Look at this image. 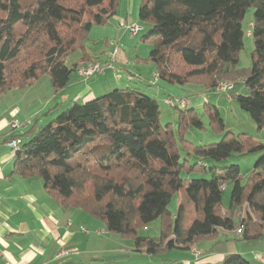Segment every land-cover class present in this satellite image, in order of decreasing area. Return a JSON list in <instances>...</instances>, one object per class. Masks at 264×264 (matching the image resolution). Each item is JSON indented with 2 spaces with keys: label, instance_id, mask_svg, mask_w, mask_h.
Segmentation results:
<instances>
[{
  "label": "trees",
  "instance_id": "1",
  "mask_svg": "<svg viewBox=\"0 0 264 264\" xmlns=\"http://www.w3.org/2000/svg\"><path fill=\"white\" fill-rule=\"evenodd\" d=\"M117 1L0 0V95L32 84L43 74L55 91L66 87L73 71L94 62L85 50L88 33L93 23L115 13ZM92 8L95 11L86 16ZM250 8V65L239 67L243 20ZM138 18L147 24L141 40L151 48L143 61L155 67L149 82L156 91L160 79L214 90L234 98L257 128L264 129V0H141ZM76 49L83 54L68 66L65 58ZM225 80L232 88L218 91L217 84ZM237 82L242 92H235ZM167 97L171 105L164 102ZM180 97L163 93L162 102L178 112L176 122L166 124L160 122L157 99L136 85L75 101L39 130L33 125L16 135L20 143L14 152V172L37 176L63 207L80 208L149 254L172 248L192 252L200 239L240 225L241 239L260 238L264 143L245 133L229 136L227 131L218 142L195 144L187 134L203 124L196 108L187 107L188 98ZM210 115L212 125L224 131L216 107ZM27 135L31 137L23 140ZM243 152L260 156L242 184L237 164H220ZM191 158L197 163L190 165ZM227 184L231 191L225 209L222 190ZM180 193L191 206L188 220L181 200L174 214L168 210ZM244 203L245 216L234 217ZM155 220L161 225L158 238L141 235L140 229ZM198 258L194 256L195 261ZM173 262L165 259L162 264ZM221 264L256 263L230 253Z\"/></svg>",
  "mask_w": 264,
  "mask_h": 264
},
{
  "label": "crops",
  "instance_id": "2",
  "mask_svg": "<svg viewBox=\"0 0 264 264\" xmlns=\"http://www.w3.org/2000/svg\"><path fill=\"white\" fill-rule=\"evenodd\" d=\"M125 3L128 9L133 8V2L131 5L127 0H124ZM116 12H118L117 8ZM85 50L94 61L105 64L112 49L107 54L102 55L103 60H100L98 55L87 51L86 45ZM117 69L114 62V68H107L100 75L116 78L118 83L123 82L125 86L129 80H122V75L118 73ZM108 70L111 71L108 72ZM128 72L133 75L130 70ZM76 74L82 86L80 83L75 86L72 95L69 97L70 100L66 95L65 98L69 102L66 101L64 106L68 107L75 101H85L107 91L103 82L97 84L96 80L90 81L91 76L85 78L77 72ZM119 77L121 78L118 79ZM159 81H156V92L161 94L165 90H162L161 86L163 85L160 84V86ZM115 84H117L116 80ZM16 97L14 88L0 95V264L113 263L115 259L112 262L107 258V254L109 255L110 251L114 252L120 247H111L107 243V241H111L110 238L114 235L106 229L102 221H96L94 217L80 208L63 207L56 198L46 192L41 179H26L31 177H25L14 172L15 157L7 141L24 133L33 125H35V131L39 130V122L46 123L51 117L50 115L57 113L55 111L59 108L56 104L54 110L51 109L41 116L50 102L42 103L40 101L37 110L21 113L23 111L19 106L21 101H18ZM180 98H183V95ZM27 115H31V119L26 118ZM26 119L31 122L27 127L10 129V122H23ZM30 137L27 135L22 139L26 140ZM84 223H88L86 227L92 230L89 234H84L79 230L81 225H86ZM235 229L231 231L219 230L215 235L197 241L195 245L201 251L197 261L194 260L192 252L185 248L165 250L163 254L171 252L172 257L163 258L161 261L164 263L166 259L174 260L179 264H221L225 255L239 253L244 258L261 264L255 255L258 254L264 258V251L258 250L256 244L259 243L263 246L262 236L264 232L256 240H246L241 239V234L236 233ZM112 239L114 244L115 238ZM119 242L122 245L119 250L124 251L129 245L125 239L115 243L119 245ZM62 248H73L75 251L69 252L63 257L56 256Z\"/></svg>",
  "mask_w": 264,
  "mask_h": 264
},
{
  "label": "rangeland",
  "instance_id": "3",
  "mask_svg": "<svg viewBox=\"0 0 264 264\" xmlns=\"http://www.w3.org/2000/svg\"><path fill=\"white\" fill-rule=\"evenodd\" d=\"M127 1L131 3V5L133 2V8L128 9V7H126V3L124 4V0H118V12L109 16L100 24L93 23L88 33V40L85 41L87 51H90L91 54L93 53L95 55H98V58L100 60H103L104 58L102 55L107 54L108 51L114 46L118 47V53H116L115 55V67L118 68V73L122 75V80H129L128 84L126 85H136L139 88L143 89L145 92L153 95L157 99L160 109V122L162 124L176 122V118L178 115V112L175 108L169 107L168 105L162 102L163 93L167 91L169 94L175 97L183 95V97L188 98L189 103L187 104V107L196 108L198 118L203 124L202 129L198 127L191 128L187 134V137L191 139L195 144L218 142L221 140V138L224 136V133L227 131L230 132L229 136L238 135V133H245L246 135L253 137L257 141L264 143V129L259 130L257 128V125L250 118L249 114L240 109L237 101L234 98H230L223 94L215 93L214 90H209L199 85H193L191 83L172 84L166 82L163 79H160L159 85L162 84L163 86H160L162 90L165 91L161 94H158L156 92L155 86L149 82L152 77V73L155 70V67L152 62L143 61L144 59L148 58L151 45L149 44V42H144L141 40V37L147 33V24H145L138 18V9L141 0ZM91 11H95V8L90 9L86 16H88ZM252 12V8L248 9L243 20V29L245 35L243 39V47L238 55L239 67H248L250 65V54L253 48V44L251 37H249L247 33L251 27ZM121 23H123L124 26H122ZM135 23L139 24L141 26V29L137 32V34L131 35L126 26ZM82 54L83 52L81 49H76L75 51L71 52L65 58L66 64L69 66L75 62H78ZM137 58H140L141 61L137 60ZM123 66H125V68H122ZM128 70H130L133 75H131ZM110 71L111 70H108V72ZM99 75L100 74H94L93 76H91L90 81L96 80L97 84L103 82L105 84V90H107L106 92L116 88V85L117 87L121 88L124 86L123 82L118 83L119 81L116 78H112L109 75ZM121 77H119L118 79H120ZM77 78L78 77L76 72L73 71L70 74L69 84L59 91H55L54 88L51 86L49 76L47 74H43L32 84L14 88V94L17 95V100L21 101V103H19V106L23 110L21 113H30L39 108L40 101L42 103H46L49 101L50 105L48 106V108L46 107V110L41 114V116L46 114L51 109L54 110L56 108V104H58L59 108H57V111H55L57 113L50 115L51 117H49L48 119L52 120L59 113H61L67 108V106H64V103L66 101L69 102L68 99L70 100L69 97L70 95H72L73 89L77 84L80 83V80H78L79 78ZM115 80L117 81V84H115ZM242 91L243 87L239 82H237L235 84V92ZM103 93H105V91ZM66 95L68 96V99L65 98ZM182 100L184 101L183 103H185V100ZM213 107L217 108L219 115L224 122V131L216 129V127L213 126V123L210 121V113ZM26 118L31 119V115H27ZM44 124L46 123H42V121L39 122L40 128ZM259 156V152H243L241 154H232L230 157L224 160V162H222L220 166L228 165L231 163L237 164L240 170L241 183L243 184L247 182L254 167V163ZM189 163L190 165H193L197 163V160L195 158H191ZM195 175L199 176V174ZM182 176H185V174L182 173ZM206 176H208V174H206ZM26 179L40 178H38L37 176H32L31 178ZM230 191V184H227L226 187L222 190V206L225 209L228 206ZM180 200L183 202L185 218L188 220L191 216V206L188 202L183 200L182 193L178 194L177 196L175 195L171 199L168 205V210L172 214H174L177 210L178 201ZM239 209L240 208L235 211L234 217H236V214ZM96 221L100 220L96 219ZM84 224L86 225H81L79 227V230L82 233L87 234L81 230V227H84L88 230V232H91L92 230L86 227L88 223ZM166 225L169 226L168 223ZM160 226V220H155L140 229V234L153 238H158L160 233ZM168 231L169 227H167V232ZM112 235H114L112 238H115L114 244L112 238H110L111 241H107V243L111 247L119 246L120 248H122L120 242L119 245L115 243L116 241H120L121 239H125V241L129 243V245H127L124 251L122 249V251L119 250V248L114 252L110 251L109 255L107 254V258H109L111 261L115 259V261H112L113 263L111 264H162L161 256L172 257L171 252H167V254L164 255L163 252L165 250H160L155 254H149L144 249H137L136 244L134 243V241H132L131 238H125L120 234L115 233H113ZM262 237L263 246L259 243L256 244V248L260 251H264V235ZM193 246L195 248L192 250V254L194 256H200V249L196 247V245ZM173 264L179 263L174 261Z\"/></svg>",
  "mask_w": 264,
  "mask_h": 264
},
{
  "label": "built area",
  "instance_id": "4",
  "mask_svg": "<svg viewBox=\"0 0 264 264\" xmlns=\"http://www.w3.org/2000/svg\"><path fill=\"white\" fill-rule=\"evenodd\" d=\"M121 25L124 26L123 23H121ZM126 27L131 33V35H134L140 28L136 23L127 25ZM117 51H118V47L114 46L112 50L109 52V55H108L109 58L105 64L101 63L100 61L89 62V63L79 66L76 72L82 77H88L93 74H103L107 68H114L115 55ZM153 77L154 79H157V74L155 73ZM216 88L218 91H222V92L228 91L232 88V83L229 81H222L217 84ZM164 102L169 105L173 103L172 99L169 97L165 98ZM179 102L183 103L184 101L181 99L179 100ZM30 123L31 122L28 119H26L23 122L12 121L10 122V129L14 130L19 127H27ZM19 143H20V138L17 136H14L7 141V144L12 149L13 153L17 150ZM247 210H248V205L247 203H244L239 209V211L237 212L236 217L238 219H242L245 216V213L247 212ZM241 229H242V225L238 226L235 229V232L239 234L241 233ZM81 230L87 234L90 233L84 227H81ZM73 251H75V249L73 248H62L57 252L56 256L63 257L67 255L69 252H73ZM255 258L258 259L261 262V264H264V258H262L260 255L256 254Z\"/></svg>",
  "mask_w": 264,
  "mask_h": 264
}]
</instances>
